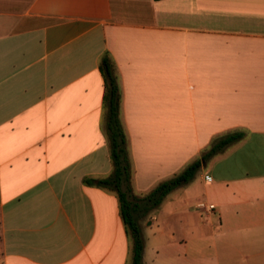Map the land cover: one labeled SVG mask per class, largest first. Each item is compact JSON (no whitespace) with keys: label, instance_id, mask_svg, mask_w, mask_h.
Wrapping results in <instances>:
<instances>
[{"label":"crops","instance_id":"0c3cea01","mask_svg":"<svg viewBox=\"0 0 264 264\" xmlns=\"http://www.w3.org/2000/svg\"><path fill=\"white\" fill-rule=\"evenodd\" d=\"M105 52L135 192L244 133L200 178L231 245L264 264V0H0V264H127L117 195L88 183L112 170Z\"/></svg>","mask_w":264,"mask_h":264},{"label":"rangeland","instance_id":"374dc122","mask_svg":"<svg viewBox=\"0 0 264 264\" xmlns=\"http://www.w3.org/2000/svg\"><path fill=\"white\" fill-rule=\"evenodd\" d=\"M205 171L208 169L200 168L189 183L173 189L158 206L138 217L144 242L142 264H198L184 257L192 254L210 257L199 264H253L239 254L240 245H231L233 240L223 227L218 210L207 207L210 200L203 196L200 178ZM142 196L132 187L131 201ZM127 264H132V242Z\"/></svg>","mask_w":264,"mask_h":264},{"label":"trees","instance_id":"16d2710c","mask_svg":"<svg viewBox=\"0 0 264 264\" xmlns=\"http://www.w3.org/2000/svg\"><path fill=\"white\" fill-rule=\"evenodd\" d=\"M99 70L104 80L105 130L112 170L108 176L98 179L91 178L88 183L115 192L119 201L121 218L132 242V264H142L144 242L137 221L138 217H142L149 209L158 206L173 189L189 183L203 163L242 139L244 133L237 130L216 136L209 147L182 170L157 183L148 192L142 194L143 196L138 201H131L129 196L132 190L133 168L128 137L120 116L121 88L115 65L107 52L100 58Z\"/></svg>","mask_w":264,"mask_h":264},{"label":"built area","instance_id":"2783aa9c","mask_svg":"<svg viewBox=\"0 0 264 264\" xmlns=\"http://www.w3.org/2000/svg\"><path fill=\"white\" fill-rule=\"evenodd\" d=\"M206 178H209V176H206ZM207 207H208L209 209H212V208H214V205H213V204H208Z\"/></svg>","mask_w":264,"mask_h":264}]
</instances>
